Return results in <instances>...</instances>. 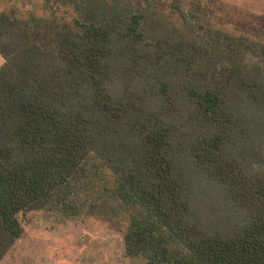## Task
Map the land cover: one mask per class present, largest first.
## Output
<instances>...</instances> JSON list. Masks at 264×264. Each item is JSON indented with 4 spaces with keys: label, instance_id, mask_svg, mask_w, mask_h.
I'll list each match as a JSON object with an SVG mask.
<instances>
[{
    "label": "trees",
    "instance_id": "obj_1",
    "mask_svg": "<svg viewBox=\"0 0 264 264\" xmlns=\"http://www.w3.org/2000/svg\"><path fill=\"white\" fill-rule=\"evenodd\" d=\"M156 1L0 13V261L40 210L130 264H264V43Z\"/></svg>",
    "mask_w": 264,
    "mask_h": 264
},
{
    "label": "rangeland",
    "instance_id": "obj_2",
    "mask_svg": "<svg viewBox=\"0 0 264 264\" xmlns=\"http://www.w3.org/2000/svg\"><path fill=\"white\" fill-rule=\"evenodd\" d=\"M53 0H0V13L21 19L63 15ZM155 9L178 24V10L222 33L264 43V0H157ZM54 5V6H57ZM50 7V8H49ZM3 60L0 57V66ZM216 215V214H215ZM23 235L0 264H130L123 257L121 230L107 222L83 218L59 222L44 211L19 215Z\"/></svg>",
    "mask_w": 264,
    "mask_h": 264
}]
</instances>
